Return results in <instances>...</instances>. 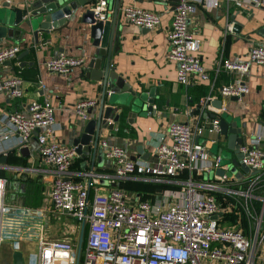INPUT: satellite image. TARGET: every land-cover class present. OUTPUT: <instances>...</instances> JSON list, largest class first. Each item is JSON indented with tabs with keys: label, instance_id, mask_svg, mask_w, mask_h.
<instances>
[{
	"label": "built area",
	"instance_id": "built-area-1",
	"mask_svg": "<svg viewBox=\"0 0 264 264\" xmlns=\"http://www.w3.org/2000/svg\"><path fill=\"white\" fill-rule=\"evenodd\" d=\"M223 1L177 2L169 29L168 57L178 63L177 80L181 84L212 82L199 56L201 39L190 28L189 21L197 2L220 7ZM226 1L247 8L264 5V0ZM94 9L100 20H106L111 13L107 0H97ZM123 17L127 23L149 30L161 23L160 14L136 5L125 7ZM232 30L233 25H229L228 31ZM20 51L19 44L1 47L0 66L16 59ZM83 63L81 57L61 53L46 60L45 66L51 72L67 74ZM252 63L264 65V44L252 47L248 61L222 59L214 72L244 76ZM20 83L17 76L0 79V92L10 91L19 97ZM41 86L44 88L43 83ZM248 91L245 84H227L221 95L240 99ZM213 100L208 96L200 104L205 109ZM97 104L94 99H81L76 105L80 119L88 121L89 109ZM57 128L50 99L34 100L26 108L0 117V145L18 135L19 145L26 146L35 137L39 154L53 173L49 192L53 210L78 221L80 241L75 243L67 228L62 229L61 236L50 237L44 224L46 210L21 208L9 202V180L0 177V244L36 239V264H264V136L260 131H255L239 149L244 155L242 163L250 168L248 173L241 169L231 171L232 163L222 164V156L211 152L219 141L220 124L216 118L195 126L173 122L166 134L156 137L153 163L132 159L125 148L101 140L105 158L113 165V182L141 179L168 185L154 200H140L133 205L120 188L90 197L89 179L93 181V173H87L84 181L72 179L76 147L61 143ZM213 134L215 138L205 137ZM218 169L224 173L218 174ZM182 175L184 181L179 179ZM99 178L101 175L94 181L98 183ZM227 212L238 216L234 226L223 219ZM240 212L247 213L248 228L247 224L241 226Z\"/></svg>",
	"mask_w": 264,
	"mask_h": 264
},
{
	"label": "crops",
	"instance_id": "crops-1",
	"mask_svg": "<svg viewBox=\"0 0 264 264\" xmlns=\"http://www.w3.org/2000/svg\"><path fill=\"white\" fill-rule=\"evenodd\" d=\"M6 1L25 8L30 5H45L51 0ZM178 1L122 0L119 6L117 33L120 34V42L113 50L112 64L115 71L122 73L134 90L152 97L154 110L147 115L137 114L130 117V110L123 108L118 122L109 119L110 125L101 129V140L105 139L111 144L125 148L132 159H141L149 163L156 160L153 145L157 136L166 134L173 122H187L192 126L198 122L202 124L210 120L207 112L220 114L225 110L222 114H226L230 121L246 123L248 132L254 133L258 130L264 136V65L252 63L249 72L244 76L236 72L224 71L218 75L214 72V68L222 59L232 62L248 61L252 47L264 44V33L260 30L264 27V5L247 8L226 0L220 7L196 3L189 24L201 39L199 56L211 74L214 86L211 81L187 86L177 80L178 63L168 57L169 29ZM129 5L160 14L159 27L143 31V28L127 23L123 17V9ZM110 9L114 10L112 5ZM236 24L242 26L240 33L234 31ZM78 25L73 23L70 30L41 34L38 44L35 43L29 27L19 26L17 29L20 31L15 32L12 38L3 40L0 48L8 44H19L21 51L16 59L6 61L0 66V79L11 76L21 78L18 89L22 95L15 97L10 91L0 92V117L26 108L31 101L48 98L55 113L57 138L63 144L73 145L74 138L86 123L77 114V103L85 98L98 101L89 113L90 120L97 116L102 96V82L85 75L86 67L94 56L95 47L92 46L88 32L83 31L82 34L81 31L74 30ZM229 25H233L232 31H228ZM61 53L81 57L84 63L74 67L67 74L49 71L45 66L46 60ZM41 83L44 84V88ZM227 84H245L249 91L238 100L227 99L221 95L222 87ZM208 96L214 100L220 97L223 106L218 108L209 105L205 109L200 108L202 98ZM114 107L121 110V106ZM215 136L213 134L205 137L211 139ZM221 141L225 146L226 140L219 139L218 144ZM18 146V135L10 137L6 143L0 145V154L6 153L8 156V162L0 164V177L9 180L8 201L21 208L45 209L47 215L44 217V224L48 235L52 238L59 237L62 235V229L67 228L78 244L82 234L81 229L76 227L78 221L53 210L49 199L53 173L39 154L35 137L28 145L30 148L28 156H23ZM214 146L211 152L218 153L212 151ZM261 147L264 148V142ZM91 159L77 154L71 167V176L74 180L84 181L87 179L85 176L87 173H93V181L89 179L90 197L96 193L106 194L112 188H120L127 194L128 202L135 205L140 200H154L162 189L168 187L166 184L145 182L141 179L113 182L111 161L105 158L102 167L97 166L96 162L93 172ZM99 175L101 178L96 183L94 178ZM179 179L184 181L185 176L182 175ZM29 241L38 243L36 239H17L7 240L5 244L13 247V251H22L24 243ZM37 255L33 258L35 264Z\"/></svg>",
	"mask_w": 264,
	"mask_h": 264
},
{
	"label": "water",
	"instance_id": "water-1",
	"mask_svg": "<svg viewBox=\"0 0 264 264\" xmlns=\"http://www.w3.org/2000/svg\"><path fill=\"white\" fill-rule=\"evenodd\" d=\"M122 0H107L111 13L106 20L98 19L95 11L97 0H51L45 5H30L25 8L12 4L10 1H0V44L4 39L12 38L14 33L20 31L17 28L29 27L33 32L36 44L40 42L41 34L51 32H62L64 29H72L73 23L79 25L75 31L89 34L92 46L95 47L94 56L86 67V76L92 80L102 82V96L99 103V111L96 117L86 121L82 130L73 140L77 154L83 158L91 157V170L94 172L97 166L102 167L105 163V153L100 146L101 129L110 125L109 119L118 122L122 109H129V116L147 115L153 112V99L151 96L136 91L126 81L122 73H117L112 64L113 50L120 42V34L117 33L119 6ZM113 9H110V6ZM20 26V27H19ZM241 24L235 25L234 31L240 33ZM261 32L264 33V27ZM143 31H149L143 28ZM111 92H110V91ZM238 100L239 97H232ZM212 106L221 108L222 99L219 97L211 101ZM121 106V110L114 106ZM202 108L201 104L199 105ZM93 108V107H92ZM89 109V113L92 112ZM119 110V112H118ZM225 110L222 111V113ZM207 112L210 118L219 119V139H225L227 150L232 152V163L235 167L244 172H250V168L242 163L243 154L240 153V146L246 144L254 133L248 132V125L240 124L237 121H230L226 114ZM81 125V121L78 123ZM38 131L34 134L37 135ZM264 137L262 138V144ZM23 156L30 154L28 145L17 147ZM224 148L219 147L218 153L222 156ZM97 159V161H96ZM8 162L7 154H0V164ZM236 169H232L234 171ZM257 171H252L255 174ZM223 174V169L217 170ZM231 173V172H230ZM13 264H25L24 254L21 250H15Z\"/></svg>",
	"mask_w": 264,
	"mask_h": 264
},
{
	"label": "rangeland",
	"instance_id": "rangeland-1",
	"mask_svg": "<svg viewBox=\"0 0 264 264\" xmlns=\"http://www.w3.org/2000/svg\"><path fill=\"white\" fill-rule=\"evenodd\" d=\"M220 146H222L224 148V151L222 154V164L232 163V157H233L232 152L227 150V148L224 146V143L222 141L220 142V144H216L214 146V148L212 149V151L217 152ZM231 169H239V168L235 167L234 164L232 163ZM213 175L214 174H212L211 177ZM235 213H236V211H235ZM235 213L227 212L225 214V216L223 217V219L226 221V223L229 226H234L235 224H237L238 216ZM246 215H247V213L245 214L243 212L242 213L240 212L239 220L241 222L242 227L246 226V224H247L246 227L248 228V221H246L247 220ZM84 245H85V243H84ZM22 251L24 253L25 262L27 264H35V261L33 258L39 252L38 243L36 241H29L27 243H24ZM13 253H14L13 247H11V246L9 247L4 242L3 245L0 247V264H13V262H12Z\"/></svg>",
	"mask_w": 264,
	"mask_h": 264
}]
</instances>
